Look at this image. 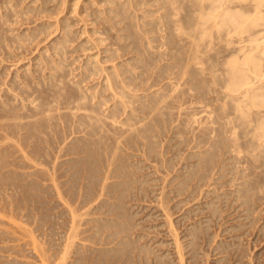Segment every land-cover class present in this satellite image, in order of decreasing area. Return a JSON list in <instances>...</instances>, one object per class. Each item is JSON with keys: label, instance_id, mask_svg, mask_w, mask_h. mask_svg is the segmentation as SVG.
Returning a JSON list of instances; mask_svg holds the SVG:
<instances>
[{"label": "bare ground", "instance_id": "6f19581e", "mask_svg": "<svg viewBox=\"0 0 264 264\" xmlns=\"http://www.w3.org/2000/svg\"><path fill=\"white\" fill-rule=\"evenodd\" d=\"M24 1L0 0L1 54L5 58L21 53L26 57L25 51L35 52L38 44L46 41L42 33L47 42L43 43L45 48L41 45L34 56L30 55L29 60L35 62L28 64V58L22 59L26 66H20L25 67L21 71L14 68V60L9 69L16 71L11 76L8 68L0 70L6 75L0 73L4 76L0 77V182L9 179L11 183L16 176L24 178L21 185L28 187L29 196L34 195L31 202L39 192L33 190L35 185L38 189V183L41 194L54 190L56 201L64 204L58 212L61 216L67 213L69 223L65 225V219V224L62 222L64 217L58 219V213L50 216L45 212L46 217L55 216V222H62V233L55 235L60 236L57 243L46 236L43 240L47 235L44 229L48 228L43 222L44 229L38 221L43 235L39 228L36 234L32 232L35 226L31 230L30 225L38 220L37 215L36 220L33 214L31 222L28 217V225L22 221L32 233L34 241L27 243L32 242L37 253L39 250L40 262L25 258L27 250L22 257L30 264H147L145 260L151 263L152 258L169 264L170 259L175 261L173 249V254L168 246V250L160 251L159 239L154 246L156 236L148 240L149 225L145 226L149 234L144 239L148 232L140 231L143 223L136 219L142 210L140 202L151 199V204L156 202L152 206L158 207L155 216L164 219L157 220L167 225L173 236L176 264H210L212 252L205 250V239L212 242L213 251L222 254L216 258L223 264H250L251 256L246 262L239 257L234 258L235 263L226 261V253L229 255V249L236 246L233 235L237 233L230 230L232 240L228 237L226 241V224L223 242L221 229L211 232V227L216 222L213 216L219 213V218L224 217L222 213L226 215L231 206H235L234 211L239 207L242 219L249 221L252 216L259 220L264 211L260 210L258 217L253 215L260 208L256 205H262L256 204L257 200L263 199L264 205V0H93L98 5L88 2L94 6L91 11L88 0H83L86 6L82 8L88 7V11L82 13L80 0ZM64 11L62 16L58 14ZM44 13L50 18L56 13L55 19H47V15L41 19ZM82 19L80 35L83 37L84 31L88 36L84 33L85 38L76 44L79 29L75 23ZM14 23H20V27L28 24L15 31L18 24ZM55 30L58 32L53 35ZM94 47L96 50L91 51ZM79 49L91 52L85 51L81 58L82 52L75 54ZM2 191L11 202H6L9 209L14 210L10 193L3 187ZM213 191L217 194L212 195ZM205 195L212 196L203 201ZM2 197L1 193L0 204L5 206ZM49 200L53 206V198ZM132 200H142L139 207L132 202L138 211L133 209ZM43 201L39 200V209ZM4 208L0 214L6 217L9 210L4 215ZM224 208L228 212L220 213ZM10 214L9 219L1 215L0 223L7 220L8 227L12 225L13 240L19 235L25 243L31 234L28 238L19 234L17 231H24L26 226L22 230L13 226L22 222L19 224V217ZM240 218L235 224H230L234 219L230 218V228L243 226ZM11 219L13 224H9ZM54 219L50 221L53 227L58 225ZM1 227L2 232L3 224ZM250 227L245 233H250ZM7 229L5 235L10 227ZM25 232L28 234L27 229ZM35 235H39L35 238L38 242L46 240L39 249L35 247ZM240 236V240L246 239ZM49 238L54 239L51 233ZM216 238L220 242H215ZM2 241L1 247L9 239ZM14 242H10L13 247ZM165 242L160 247L164 248ZM15 245L21 249L25 244L16 240ZM7 253L0 256L8 257L9 263L18 255ZM21 261L25 263L23 258Z\"/></svg>", "mask_w": 264, "mask_h": 264}, {"label": "rangeland", "instance_id": "374dc122", "mask_svg": "<svg viewBox=\"0 0 264 264\" xmlns=\"http://www.w3.org/2000/svg\"><path fill=\"white\" fill-rule=\"evenodd\" d=\"M1 1H3V0H1ZM28 1H29V0L24 1L23 3H27ZM82 1H83V0H80V4H79V7L81 6V8H80L81 13L84 12V10L86 11V9H87L89 6H90V7H89V8H90V11H91L92 9H94V6H95V3H96V2L93 3V0H88V1L86 0L87 3L89 2V3H91V5H94V6H91L89 3H88V4L86 3V5H87L88 7H87V8H82V7H85V6H86V5H85V2H82ZM84 1H85V0H84ZM91 1H92V2H91ZM53 3H54V1H53ZM3 4H4V3H3ZM50 4H52V2H50ZM83 4H84L85 6H83ZM0 5L2 6L1 2H0ZM21 5H23V4L21 3ZM96 5H98V3H96ZM87 11H88V9H87ZM87 11H86V12H87ZM86 12L83 13V14H84V15H83L84 18H85ZM64 13H65V11H64V12H60V13H58V14H59L60 16H62ZM44 14H45V17H44V15H43V17H41V19H42V18H47V17H48L47 19H52V20H53V18L55 19L54 14H56V13H54V14L52 15L53 18H52V17L50 18V16L47 15L46 13H44ZM61 14H62V15H61ZM46 15H47V17H46ZM86 18H88V16H86ZM41 19H40V20H41ZM37 21H39V19H38ZM79 21H81V20H79ZM79 21H78V25H80V26H78L77 23H75V28H78V29H79V30H78V31H79L78 33H79V34L77 33V38H76V41H74V43H76V42L79 43L82 39H84V38H85V37H84L85 34H86V36H88V35H87L88 33H87V32L85 33V32L83 31V37H81L80 32L84 29L83 26H84V21H85V20L83 21V19H82L81 24H79V23H80ZM33 22H34V21H33ZM33 22H32L31 24H35V23H36V21H35V23H33ZM14 24H15V23H14ZM14 24H13V26H16V24H18V25H17V28L15 29V31H17V30L19 29V27H20V26H19L20 23H16L15 25H14ZM25 24H26V25H25ZM25 24H24L23 26H22V24H21L20 29H22V27H23V28L26 27L28 23H25ZM89 24L92 25L91 23H89ZM82 25H83V26H82ZM77 26H78V27H77ZM81 26H82V29H81ZM88 26H89V25H88ZM80 30H81V31H80ZM57 32H58V31L55 30V31H54V34H53V33H52V34L55 35ZM84 33H85V34H84ZM52 34H51V35H52ZM81 34H82V32H81ZM51 35H50V37H51ZM53 35H52V36H53ZM78 35H80V37H81V39H80V37H79V41H78ZM40 36H41L44 40H46V41H43V40H42V41H43V42H42L41 40H38V38H37L36 40H37L38 43L41 41V44L39 43V44H38L39 46H38V45H37V46H38L39 48H41V45H42V49H43V48H45L44 46H45V44H46V42H47V38H46V39L44 38V33H42ZM40 36H39V38H41ZM86 38H87V37H86ZM36 40L34 41V45H30L31 47L35 46V42H36ZM37 42H36V43H37ZM43 43H45V44H43ZM76 44H77V43H76ZM43 45H44V46H43ZM38 47H37V49H38ZM37 49L35 48V50H36L35 52H30V50H29V51H25V53L27 54V55L25 54L26 57L21 53L23 57H22L21 54H20V55H17L16 58L19 56L20 58L18 57V59H19L20 61H21L23 58H28V59H26V60L24 59V60L26 61V63L29 64L31 60H32V63H33V62H35L36 59H31V60H29V59H30V55H31V56H34V55L38 52ZM94 49L96 50V47H94L93 50H91V51H95ZM85 51L91 52V51H89L88 49L85 50ZM85 51L83 50V52H82V50L79 49L78 51H77V50L75 51V54H76V53L78 54V53H81V52H82V56H81V58H82L83 55H84L83 53H85ZM29 53H30V54H29ZM0 54H1V50H0ZM2 54H3V53H2ZM2 54H1V56L4 57V54H3V55H2ZM32 54H33V55H32ZM71 54H72V53H71ZM77 54H76V55H77ZM1 56H0V57H1ZM85 56H86V55H85ZM21 57H22V58H21ZM72 57H73V54L71 55L70 58H72ZM4 58H5V57H4ZM9 58H10L11 63L8 62V61H9ZM16 58H15V56H14V57H7V56H6V58H5V61H6V62H5V61L2 62L4 59H2V57H1L0 60H1V62L3 63V65H2V63L0 62V64H1V65H0V70L3 68V66H4V68H3V70H2L3 72H5L4 69H6V68L9 69V68L11 67V69H12L13 66H11V65H12V61H13V60H14L13 63H15V64H13V65H16V64H17V65H16L17 67L14 66V68H15L16 70H17L18 67L20 68V69H19L20 71L22 70V68H25L24 66H23V67H20V66H22V65H25V66H26V63L23 62V60H22V61L20 62V64H21V65H20V64H18V63H19V62H18L19 60L16 59ZM11 59H12V60H11ZM17 60H18V61H17ZM33 60H34V61H33ZM77 61H78V59H77ZM16 62H18V63H16ZM5 63H7V64H5ZM24 63H25V64H24ZM32 63H31V64H32ZM76 63H77V64H76ZM78 63H79V62H75V65H78ZM28 64H27V65H28ZM34 65H35V64H34ZM34 65H33V66H34ZM5 66H6V67H5ZM7 66H9V67H7ZM35 66H36V65H35ZM8 69H6V72H7V71H11V73L9 74L10 76H11L12 72L15 73V71H16L15 69H13V70H15V71H13V70H11V69L8 70ZM3 72L0 71V73H3ZM3 75H5V73H3ZM5 76H6V75H5ZM0 77H3V78H4V76H2V74L0 75ZM8 77H9V76H8ZM5 168H6V166H5ZM26 168H27V167H25V169H26ZM29 168H31V167H29ZM32 169H33V168H32ZM32 169H28V170H32ZM35 175H36V174H35ZM13 178H14V179H11V183H9L10 181L8 182L9 179L7 180V182L1 181V182H0V185H2V186H0V189L2 190V187H3L4 191H5L6 193H8V195H9V193H10V195H11L10 197L12 198V201H13L14 203H16V204L12 203V206H13V207L16 206V208L14 207L15 209H17L16 212H17L18 210H19V211L16 213V212H15V209L13 210L12 207H11L12 210L9 209V205H10L11 202H10V200H9L10 203L7 202L8 200H7L6 196L4 195V192H3V191L1 192V190H0V192L3 194V197H2V198H3V201H5V202H4V203H5V206H4V205L2 206V205L0 204V210H3V208L5 207V208H4V215H5V211L7 212V209H8V210H9V213L7 212L8 215H9L10 213H12V214H10V217L13 216L14 214L16 215L17 218H18V217H19V218L21 217L20 219L18 218V223H19V224H20V222L24 221V222H25L24 224H27V225H28V221H29L28 217L30 218V222H31V219H33V214H34V217H35V215H37L38 220H37V218L35 217L36 220H37V221H36L37 223L35 222V223L33 224V223L31 222V225H30V228L32 227V225H34V226L36 227V228L34 227V229H33V227L31 228V230H32V229L34 230V231H32V232H35V230L37 231V229L40 227L39 223L41 224V222H43V223H44L43 225H44V226L46 225L49 229H48V228H45V229H44V228H43V225L41 224V226H42V228L44 229V231L47 230V233H45V234H47V235H44V238H43V237H41V236L43 235V230H42V228H39L40 230H42V231H41L42 235H41V233H39L40 231L38 232V234H40V238H41V240H42V238H43V240H44V239H45V236H46V238H48V239H47L48 241H49V240H50V241H53V242H54V240L56 241L58 238H60V236H59L60 233H58V232H61V231H62V227H60V226H61V223L64 222V219H65V221H67L66 224H65V222H64L65 225H68L67 223H69V221H68L69 218H67L68 220L66 219V217H67L66 214H67V213H66V214L64 213L65 215H63V216L60 215V213H61V210H60V209H63V208H64V204H62V206H61L60 203H62V202H60L59 199H58L59 201H56V198H58V196H55L56 194L53 196V194H54V193H53L54 190L52 191V193L49 192L48 195H47V194H46V195L41 194L43 190H41V189L39 188V187H41V186H40L41 183H38L39 185H38V184H37V185H38V189H39V190L37 189L36 185L33 187V190L35 191V189H36V191H35L36 193H37L38 191H39L38 193H40V192H41V193H40L39 196H38V193H37V194H36L37 196L35 195L36 198H35L34 200H32V202L34 201V204H33V209H34V210H32V202H31V200H30V199H31L30 197H31V196L33 197L34 195L29 196L30 194H27V192H26V190L28 191V187L21 185V184H23L22 181H23L24 178H22V177L20 178V176H16V179H15V177H13ZM17 179L20 180V181L18 182ZM12 180L15 181V182H13ZM5 181H6V180H5ZM3 182H4V184H3ZM8 184H9V186H8ZM12 184H13V187H12ZM14 184H15V186H14ZM16 184H17V185H16ZM10 185H11V186H10ZM20 185H21V187L23 186L22 189H20V187H19ZM5 186L8 188V191H6V187H5ZM16 186H18L19 188L16 187ZM210 186H211V188L213 187V185H210ZM226 186H228V188H230L229 185H226ZM226 186H225V187H226ZM11 187H12V190H11ZM13 188H14V189H13ZM17 188L20 190V193H21V194H19V190H17ZM34 188H35V189H34ZM50 188H51V187H50ZM208 188H210V187H208ZM9 189H10L11 192H9ZM205 189H207L206 186H205ZM220 189L222 190V188H220ZM21 190H22V191H21ZM16 191H17V194L15 193ZM213 192H214V193H213ZM213 192H212L211 194H212V195H215V194H217L218 192H220V190L218 189V190H217V193H215V191H213ZM1 193H0V195H1ZM24 193H26V195H25ZM44 193H45V191H44ZM47 193H48V192H47ZM8 195H7V196H8ZM12 195L15 196V197L17 198V199H16V198L14 197V198H15V201H14V198L12 197ZM16 195H17V196H16ZM19 195H20V196H19ZM212 195H211V196H212ZM23 196H24V197H23ZM27 196H28V197H27ZM211 196L208 195L209 198H207L206 195H205V196L203 197L202 200H203V201H205V199L208 200V199L211 198ZM8 197H9V196H8ZM20 197H21V200H20ZM38 197H39V199H38ZM45 197L48 198V200L53 198V206H54V208H55V206H56L55 211H54V208H52L53 206H51V205H52V201L49 200V203H48V200H47ZM55 197H56V198H55ZM11 198H10V199H11ZM23 198L26 199V200L22 201ZM33 198H34V197H33ZM43 198L46 199V200L44 199L45 202L43 201ZM54 198H55V200H54ZM263 198H264V197H263ZM28 199H29V203L27 202ZM40 199H41V201H43L42 204L40 203V209H41V207H43L44 211H43L42 209H41V211H40V209H39V200H40ZM19 200H20V202H19ZM37 200H38V201H37ZM145 200H146V201H145ZM0 201H2V199H0ZM17 201H18V202H17ZM21 201H22L23 203H22ZM50 201H51V203H50ZM55 201H56V202H55ZM133 201H134V200L131 201V204H132ZM139 201H142V200H138V202H137V201H134L133 204L136 203V204H137V207H139V205L142 204V205H140V209L142 208V210H139L140 212L137 210L138 208L135 207L136 205H133V204H132V205L134 206L133 209L135 208V211L137 210V211H138L137 213H140V214H136V216H138V217H136V219H137L140 223H143L142 225H143L144 228H145V230L143 231V229L141 230V228H143V226L140 227V228H139L140 231H141V232H145V233H146V231L148 232V233H146V238H145V236H144V239H147V236H148V234H149V229L146 230L147 227H145V226H148V225H149V227H150V233H151V234L148 236V240H149L152 236H153V237H154V236L157 237L156 234H158V232L160 231L159 234H160L161 236L158 234L159 237H157V238L154 237L155 239H153V237H152V239H153V243L155 242V244H153V245L157 247V242H158L159 240H160V241H159L160 244H161L162 242L164 243L165 240H166L165 244H163V245H164V248L160 247V246H162V244L160 245V244L158 243L159 249H160V251H161V249H162V251H163V249H164V250H165V249L168 250L169 248H171V249H169V251H171L172 254H173V251L175 252L173 255H171L172 257H173V256L175 257V261H174V259H173V260L170 259L172 262H171L170 260H167V261H168V262L170 261L169 264H171V263H172V264H174V263L176 264V256H177V252L175 251L176 248H175V246H174V244H173V240H172L173 236L171 237V234L168 233V230H167L168 227H167V225L162 224L163 222H161V220L164 221L163 217L161 218V215H160L159 217H158V216H157V217L155 216V213H156V211H157L156 209H158V207L155 208V206H152V204L155 205L156 202L151 204V202H154V200L152 201L151 199H149V200H148V199H143V202H142V203L140 202V204H139ZM262 201H263V199H262ZM262 201L260 202L259 200H257L256 204L259 202V203L262 204V205H260V206H259V204L256 205V208H259V207H260V208H259V211L257 210L256 213L253 214L254 216H257V215L259 216L260 210H262V211L264 210V209H263V208H264V207H263L264 205H263V202H262ZM6 202L9 203V205H8ZM0 203H1V202H0ZM26 203H27V205H29V207L26 205ZM36 203H37V205H36ZM148 203H149V204H148ZM193 203H194V202H193ZM19 204H20V207L18 208V205H19ZM43 204H45V206H44ZM22 205H23V206H22ZM34 205H35V206H34ZM147 205H148V206H147ZM234 205H236V204H234ZM48 206H49L50 208H49ZM257 206H258V207H257ZM261 206H262V208H261ZM25 207H27V209H26ZM37 207H38V208H37ZM46 207H48V210H49V211L47 210ZM57 207H58V209H57ZM59 207H60V209H59ZM62 207H63V208H62ZM143 207H144V208H143ZM151 207H153V208H151ZM224 207L227 208V205H224ZM232 207H233V206L230 207V208H231L230 210H228V208H227V210H228L229 212H228L227 210H225V208H224V211L221 209V212H220V213H222V212H228V213H230V214L226 213V215H225L224 213H222L224 217H222V216H221V217L224 218V219H222L221 217L219 218V216H220L219 213H218L217 216H213V219H214V217H215L214 220L216 221V222H215V221H214V222L217 223V225H216L215 223L212 222L213 225H212V227H211V232H215L216 229H219L218 231L220 232V229H221V233H222V234L219 233V234L221 235V236H220V235H219V236L221 237V238H220V241H223V240H224L223 242H226V241H228V240H232V239H230V237H229V236H231V232H233V233H237V234H238V231H239V235L235 234V235H236V236H235V235L232 234V235L234 236L233 239L235 240V244H234V246L236 245L235 248L238 249V250H237V252H236L235 248H231V250L229 249V252H228V251H227V252L230 253V254L227 255V253H226V259H225V260L227 261V259H228V262H231V263H232V262H234L236 259H238V257H239V259L241 258L244 262L249 261V260L252 259V260L250 261V264H252L254 261H255L254 264H264V250H263V249H264V232H262V231H264V218H263V217H264V211H263V214L260 213V216H261V217H260V216H259V217L257 216V217L259 218V220H257V218H256V220H254V217L252 216V218H251V217H250L251 215H250V216H249V217H250V221H249L248 218H243V219H242V217H244L243 215L241 216V214L243 213V211H242L241 209H239L238 206H237L238 208H237V207H236V208H237V211H238V209H239V212L241 211L240 213H237L236 210H235L236 212L234 211L235 206L233 207V209H232ZM21 208L24 209V212H23V210H22ZM30 208H31V209H30ZM36 209H37V211H36ZM50 209H51V210H50ZM20 210H22V213H23V214H22V213L20 214ZM30 210H32V211H30ZM59 210H60V213L58 212ZM144 210H145V211H144ZM231 210L233 211V213H231V212H232ZM10 211H13V212H10ZM35 211H36V212H35ZM51 211H52L53 213H52ZM254 211H255V210H254ZM262 211H261V212H262ZM2 212H3V211H2ZM26 212H27V214H28L27 217H26V215H27ZM31 212H32V213H31ZM45 212H47L48 215L50 214V216H52V215H56V214L58 213L59 215H58V214L56 215V217L58 216V219H59V216H61L60 219H62V217H64V218H63V221H62L61 223H60V222H58V223L55 222L57 218H56L55 216L52 217V219L55 218V219L53 220L54 223H55V225L58 224L57 226H55V227H57L56 230L54 229L55 227H53V223L51 224L52 219L50 218V216L46 217V216H45ZM148 212H149V213H148ZM152 212H153L152 217H151V216H150V217L147 216V215L152 214ZM207 212H208V213H207ZM207 212H206V214L209 215L210 212H209V211H207ZM257 212H258V214H257ZM55 213H56V214H55ZM234 213H235V214H234ZM38 214H39V215H38ZM236 214H238V215H236ZM1 215H2V216H1ZM8 215L6 216V217H7V218H6V217H3V214H0V216H1L2 218H4V219H9ZM20 215H21V216H20ZM145 215H146V216H145ZM156 215H157V214H156ZM239 215H240V216H239ZM22 216H23V219H24V218H25V219L27 218L28 220H27V219H26L27 221L23 220V219H22ZM226 216H227V217H226ZM262 216H263V217H262ZM42 217H43V218H42ZM144 217H145V218L147 217L148 220H147V218H146V221H145V219H143ZM154 217H156V218H154ZM239 217H241V218H240V221L243 220V221L245 222V223H243V224L246 225V226H244V225L242 224L243 226H240V227H242V228H240V227L237 228L238 231H237V229H232V228H230V225H229L228 221L231 222V219L234 218L233 220H234L235 222H233V220H232L233 223L231 222L230 224L239 223V221H238V218H239ZM13 218H14V217H13ZM35 218H34V221H35ZM40 218H41V219H40ZM149 218H151V219H149ZM157 218H161V220H160V219L157 220ZM225 218H226V219H225ZM230 218H231V219H230ZM235 218H237V220H236ZM261 218H263V219H261ZM0 219H1V218H0ZM4 219H2V222L0 223V227H1L2 224H3V230H2V232H1V230H0V237L3 236V238H0V240H3L2 242H4V240L9 239V242L6 241V243L4 244V245L7 246V247H5L4 245H3V247H1V246H2V245H1V246H0V249H1V251H2L3 249L5 250V252H4V250L2 251V253L4 252L5 255H6V252H8V253H7L8 255H9V252H11V253H12V252H13V253L15 252V254H18L19 256L16 255V256H18V257L14 256V258H13V256H12L13 259H12V261H10V263H9V261H8V257H7L8 255L6 256L7 259H4V258H3V257L5 256L4 253H3V255L0 253V254L3 256V257L0 256L1 258H3V259L0 258V260H2L3 262H5V263H7V264H13V263H14V264H16V263H18V264H28V263H29V261H28L29 259H30V260L33 259V260H32L33 263H38L37 261L40 262V260H38V259H40V258H39V256L37 255V254L39 253V250H38V253L35 251V249L33 250L34 247H33L32 242H30V245L28 244V243H29L28 240L31 241V240L33 239V237H32V233L29 231V227H27V225H23V222L21 223V225H19V226L17 225V226H16L15 224H13V223H14V220L11 219L13 222H12V221H9V222H12V223H9V224H13V226L18 227L20 230H22V229L26 226V227L24 228V231L22 230L24 233H23L22 231H17V232H19V234H20V232H21L22 235H23L25 238H28V237H29L28 235L31 234L30 237L26 240V242H25V240H23V242H25V243H22V238H23V237H22V238L20 237L19 239H20L21 241H19V239H18V236H19V235H16V234H17V232H16L15 235L17 236V239H16V237H15V239H14L15 242H14V247H13L12 243H10L11 241H12V242L14 241L13 238H12V237L14 236V235L12 236V234H14V233L12 232L13 229L11 230L12 225H11V226L9 225L10 230H11V233H9V232H10V230H9V231H8V234H10V236H9V238H8V234L5 235V233H3V231H5L4 229H5L6 226H7V228L9 229V227H8V222H7V220H6V222H7V224H6V222H5ZM46 219H47V220H46ZM50 219H51V220H50ZM58 219H57V220H58ZM155 219H156V220H155ZM216 219H219V220H216ZM227 219H228V220H227ZM229 219H230V220H229ZM246 219H247V220H246ZM251 219L253 220V221H252L253 226H252V224L250 223V222H251ZM42 220H43V221H42ZM221 220H224V221L222 222V225H221V222H220ZM3 221L5 222V224H4ZM15 221H16V219H15ZM38 221H39V223H38ZM47 221H48V222H47ZM50 221H51V222H50ZM60 221H61V220H60ZM156 221H157V222H156ZM158 221H159V222H158ZM225 221H226V223L224 224ZM255 221H256V222H255ZM257 221H258V223H257ZM30 222H29V224H30ZM147 222H148V224H147ZM253 222H254V223H253ZM47 223H48L49 225H48ZM150 223H151V224H150ZM155 223H157L158 225L155 226V225H156ZM159 223H160V224H159ZM248 223H249L250 225H249ZM261 223H262V224H261ZM16 224H17V223H16ZM64 224H62V225H64ZM218 224L221 226V228H219L220 226H219ZM226 224H227V225H226ZM247 224H248V227H247ZM254 224H257V226H256V225L254 226ZM4 225H5V227H4ZM37 225H39V226L37 227ZM50 225H51V228H50ZM65 225H64L63 229L66 228ZM150 225L152 226V228H151ZM225 225H226V226H225ZM228 225H229V228H230V229L227 228ZM260 225H261V226H260ZM262 225H263V226H262ZM21 226H23V227H21ZM218 226H219V227H218ZM224 226H225V227H224ZM250 226H251V227H250ZM259 226H260V228H262L263 230L260 229ZM52 227H53V228H52ZM59 227H60V231H58V230H59ZM182 227H183V226H182ZM213 227H214V228H213ZM223 227L225 228L224 231H225L226 229H228V232L225 231V234H226V232L228 233L227 236L224 235L225 238H226V241H225V238H224V236H223V231H222V230H223ZM249 227H250V230H249L250 233H248V232L245 233V228H246V231H247V229H248ZM255 227H257V228H255ZM1 228H2V227H1ZM1 228H0V229H1ZM18 228H16V230H18ZM154 228H155V229H154ZM8 229H7V230H8ZM25 229H27L28 234L25 232ZM52 229H53V231H54V234H52ZM57 229H58V230H57ZM162 229H163V230H162ZM164 229H165V230H164ZM243 229H244V230H243ZM254 229H256V230L253 231ZM259 229H260V230H259ZM7 230H6V231H7ZM50 230H51V231H50ZM153 230H155V231H153ZM230 230H235V231H231V232H230ZM241 230H242V231H241ZM251 230H252V231H251ZM14 231H15V229H14ZM49 231H50L51 235H53V238H54L53 240H52V238H51V239L49 238V234H50ZM156 231H157V232H156ZM162 231H164V232H162ZM55 232H56V234H55ZM155 232H156V233H155ZM161 232H162V233H161ZM242 232H243L244 234H243ZM255 232H256L257 234H256ZM29 233H30V234H29ZM61 233H62V232H61ZM163 233H165V234H163ZM241 233H242V235L240 236ZM33 234H34V233H33ZM35 234H36V232H35ZM57 234H59L58 237L55 236V235H57ZM168 234H169L170 236H168ZM229 234H230V235H229ZM245 234H246V235H245ZM258 234L261 235V236L259 237ZM254 235H255V236H254ZM4 236H5V237H4ZM6 236H7V237H6ZM11 236H12V237H11ZM38 236H39V235H35L34 239H35V238H38ZM217 236H218V235H217ZM219 236H218V239H219ZM238 236H240V238H241V237L246 238V239H242V240L245 242V244L242 242V240H240V239L238 238ZM56 237H57V239H56ZM167 237H168V238H167ZM228 237H229V239H228ZM231 237H232V236H231ZM235 237H236V238H235ZM249 237H250V238H249ZM162 238H164V241H163ZM247 238H248L249 240H248ZM38 239H39V238H38ZM152 239H151V242H152ZM158 239H159V240H158ZM218 239L216 238L215 242H216V241H219ZM227 239H228V240H227ZM237 239H239V240L241 241V242H240V241L238 240L240 243L244 244L245 251H244V248H243V245H242V244H241V246L239 247L240 243H239V245L237 244L238 242L236 243ZM256 239H258V240H256ZM16 240H17V244H18V242H19L20 245H21V244H22V245L25 244V245H23V246L21 247V249H20V246L18 245L19 248L15 249V247L17 246V245H15V244H16ZM41 240H40V242H38V240L35 239V241H37V243H38V244H37V243L35 242V243H36L35 247H37L38 249L41 247V246H39V244H40V243H43V244H44V242L46 241V240H45L44 242H42ZM142 240H143V238H142ZM154 240H155V241H154ZM247 240H248V241H247ZM253 240H254V241H253ZM261 240H263L262 243H261ZM32 241H34V240H32ZM149 241H150V240H149ZM161 241H162V242H161ZM220 241H219V242H220ZM2 242H1V243H2ZM27 242H28V243H27ZM59 242H60V239H59V241L57 240V243H59ZM167 242H169V244H168ZM207 242H209L210 245L207 244ZM210 242H211V241H208V240L205 239V241H204L205 246H204V243H203L204 248L207 247L205 250L208 249L207 251H210L209 249H211V252H212V253L210 254L212 258H210V256H209V258H210V262H209V263L212 264V262H213V264H220V263L223 264L221 261H218L217 258H216L217 256L220 257L222 254H220V253L218 254V253L216 252V250L213 251L212 248H211V247H212L211 245H213V244H212V242H211V243H210ZM213 242H214V241H213ZM215 242H214V243H215ZM26 243H27V244H26ZM35 243H34V244H35ZM260 243H261V244H260ZM2 244H3V243H2ZM31 244H32V245H31ZM48 244H49V242H47V244H45V245H48ZM247 244H248V245H247ZM256 244H257V245H256ZM26 245H27L28 247H27ZM170 245H171V247H170ZM206 245H207V246H206ZM18 246H17V247H18ZM25 246H26V247H25ZM31 246H32V247H31ZM165 246H166V247L168 246L169 248L167 249ZM249 246H250V247H249ZM4 247L7 248L8 250H9V248H10L11 250H14V251H11V250L8 251V250H6ZM8 247H9V248H8ZM172 247H173V248H172ZM238 247H239V248H238ZM241 247H242V248H241ZM246 247L249 248V251H248V248H247V250H246ZM2 248H3V249H2ZM28 248H29V249H28ZM18 249H19V251H18ZM22 249H23V252H22ZM31 249H32V250H31ZM172 249H173V251H172ZM232 249H233V250H232ZM239 249H240V251H239ZM242 249H243V250H242ZM253 249H254V250H253ZM24 250H25V251H24ZM26 250H27L30 254H29V253H25ZM241 250H242V251H241ZM1 251H0V252H1ZM20 251L22 252V254L25 253V255H26L25 258H28V260H26L24 257H22V256H24V254L21 255V254H20V253H21ZM31 251H32V252H31ZM234 251H235V252H234ZM257 251H258V252H257ZM259 251H260V253H259ZM33 252H34V253H33ZM35 252H36V254H35ZM214 252L216 253L215 255H214ZM233 252H234L235 254H234ZM239 252H242V253H241L242 255H241ZM243 252H244V253H243ZM250 252H253V253H250ZM13 253H12L11 255H13ZM32 253H33V255H32ZM245 253H246V254H245ZM247 253H248V255H247ZM254 253H255L258 257H257ZM34 254L37 256L36 259H34V258H35V255H34ZM239 254H240V255H239ZM253 254H254V255H253ZM20 255H21V258H20ZM27 255H29V256L27 257ZM213 255H214L215 257H214ZM238 255H239V256H238ZM232 256H233V257H232ZM243 256H245L246 258H245V257L242 258ZM250 256H251V259H250ZM6 257H5V258H6ZM31 257H32V259H31ZM260 257H261V259L259 260ZM15 258H16L17 260L20 259L19 262H23V261H21L22 258H23L25 263H19ZM230 258H231V259H230ZM234 258H236V259L234 260ZM248 258H249V260H247ZM14 259H15V262H13ZM152 259H153V261H155V263H156V261H157L156 264H161V263H162L161 261H163V260L158 261V260H156V259L154 260V258H152ZM152 259H149V260H151V263H148V262H147L148 260H145V263H147V264H154V263L152 262ZM166 259H168V257H166ZM177 259H178V258H177ZM232 259H233V261H232ZM245 259H246V260H245ZM253 259H254V260H253ZM9 260H11V259H9ZM34 260H36V262H34ZM215 260H217V261H215ZM256 260H257V261H256ZM258 260H259V261H258ZM2 261H0V262H1L2 264H4ZM6 261H7V262H6ZM32 261H31V263H32ZM173 261H174V262H173ZM201 261H203L202 263H204L205 260L202 259ZM11 262H12V263H11ZM27 262H28V263H27ZM143 262H144V260H143ZM158 262H159V263H158ZM223 262H225V261H223ZM258 262H259V263H258ZM1 263H0V264H1ZM33 263H32V264H33ZM140 263H142V262H140ZM140 263L138 262V264H140ZM188 263H189V262H188ZM188 263H187V264H188ZM234 263H235V262H234ZM29 264H30V263H29ZM39 264H40V263H39ZM163 264H164V263H163ZM165 264H166V263H165ZM189 264H190V263H189ZM245 264H249V262H246Z\"/></svg>", "mask_w": 264, "mask_h": 264}]
</instances>
